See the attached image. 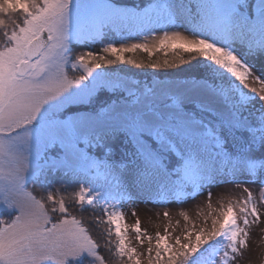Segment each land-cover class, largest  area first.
I'll return each instance as SVG.
<instances>
[{
	"label": "snow or ice",
	"instance_id": "1",
	"mask_svg": "<svg viewBox=\"0 0 264 264\" xmlns=\"http://www.w3.org/2000/svg\"><path fill=\"white\" fill-rule=\"evenodd\" d=\"M205 193L154 248L136 219L147 264H235L260 223L264 0H0V264H141L124 206Z\"/></svg>",
	"mask_w": 264,
	"mask_h": 264
},
{
	"label": "rangeland",
	"instance_id": "2",
	"mask_svg": "<svg viewBox=\"0 0 264 264\" xmlns=\"http://www.w3.org/2000/svg\"><path fill=\"white\" fill-rule=\"evenodd\" d=\"M151 42L150 39L149 43ZM134 54L137 55L136 53ZM136 70L139 69H133V71ZM256 74L259 75L258 72ZM249 87L259 88L260 85L250 80ZM249 187H253L254 195H257L255 191L256 186L249 185ZM241 195H243L242 189L236 188L231 184L213 188L211 199L213 208L219 209L221 201L227 204L229 199L235 200ZM207 203L208 199L205 193L183 204L171 203L167 205H155L137 203L135 205H125L123 212L126 223L129 225V240L131 241V246L136 248L137 253L142 254L140 255L141 264H147L148 243L146 239L143 245L138 243L135 239V233L131 230L137 218L140 220L142 230L146 231L147 235L153 237L154 248L156 233L159 232L163 235L165 228L168 229V232L171 233V236L174 238L177 235L182 236L184 231L192 228L193 225H195L197 230L204 226V217L209 211ZM133 210L136 213L135 215L132 214ZM165 211L169 213L168 218L164 216ZM181 211L187 213L189 217L187 221L180 215ZM260 211V223L250 228L248 247L243 250L242 256L238 257L235 264H264V239H262V236H264V207H261ZM208 223L210 225L211 221L209 220ZM169 242L171 243L173 240L170 239Z\"/></svg>",
	"mask_w": 264,
	"mask_h": 264
},
{
	"label": "trees",
	"instance_id": "3",
	"mask_svg": "<svg viewBox=\"0 0 264 264\" xmlns=\"http://www.w3.org/2000/svg\"><path fill=\"white\" fill-rule=\"evenodd\" d=\"M129 2H132V0H129ZM137 55L135 54H131L134 56V58H136L138 61L139 60H146L147 57H146V54L144 53H136ZM172 54H169V56H171ZM154 58H159V59H163V54L159 53L157 54ZM185 58L187 59V56H185ZM148 71H151L150 69H139V70H136L135 72H148ZM158 71H163V70H158ZM170 71H173V70H170ZM87 215V214H85ZM104 227H107L106 225H101V228H104ZM93 236L94 238H98L97 237V233L95 231H93ZM112 239L115 240V236L113 235L112 236ZM100 243H101V254L105 256L106 260L109 261V264H113V261L116 260L117 258H115L114 256H112L104 247H103V244H104V241L103 240H100ZM117 264H118V261H117Z\"/></svg>",
	"mask_w": 264,
	"mask_h": 264
}]
</instances>
